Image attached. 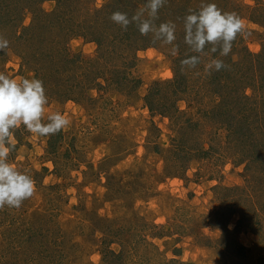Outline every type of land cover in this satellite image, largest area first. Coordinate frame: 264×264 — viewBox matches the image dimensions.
I'll list each match as a JSON object with an SVG mask.
<instances>
[{
    "label": "rangeland",
    "instance_id": "374dc122",
    "mask_svg": "<svg viewBox=\"0 0 264 264\" xmlns=\"http://www.w3.org/2000/svg\"><path fill=\"white\" fill-rule=\"evenodd\" d=\"M83 1L90 3L91 12L86 15L110 16L108 9H103L111 0ZM136 1L126 0L125 4L134 7ZM142 1L144 8L146 0ZM171 1L180 4L182 0ZM236 1L243 7L249 50L264 51V0ZM21 2L10 0L5 22L10 12L16 16ZM77 4L79 0L70 2L75 8ZM66 5L43 0L37 16L26 12L19 20L26 26L37 23L29 35L48 30L58 38L60 32L54 24L57 16L67 14ZM41 18L46 19V25ZM106 20L105 25L114 28L116 23L110 17ZM81 34L63 40L58 51L66 44L74 53L96 56L98 44ZM6 39L9 46L15 45L12 36ZM175 43V56L172 46L161 41L139 50L132 74L140 84L128 86L123 94L111 93L112 102L102 98L66 100L55 95V76L47 78L38 63L26 65L9 47L0 52V71L18 80L34 76L43 81L49 100L45 120L56 111L71 120L56 141V150L54 145L49 147L51 136L34 137L23 126L15 130L17 146L9 162L28 171L36 191L21 207L0 209V251H9L12 244H19L17 240L38 234L36 253L41 259L50 229L51 241L58 239L59 232L64 246L58 252L62 256L51 258L52 264H264V173L252 176L247 162L240 163L230 155L219 160L215 154L194 160L180 175L165 173L172 136L170 120L152 114L144 98L154 82L172 81L174 70L182 71L180 61L176 63L178 52L189 50L183 37H177ZM47 46L43 49L49 56ZM194 70L185 67L182 74ZM193 100L196 102L192 95L184 94L178 106L192 111ZM217 141L218 148L224 144ZM156 143L161 145L160 152L153 150ZM37 261L30 264L50 263Z\"/></svg>",
    "mask_w": 264,
    "mask_h": 264
},
{
    "label": "trees",
    "instance_id": "16d2710c",
    "mask_svg": "<svg viewBox=\"0 0 264 264\" xmlns=\"http://www.w3.org/2000/svg\"><path fill=\"white\" fill-rule=\"evenodd\" d=\"M42 1L23 0L19 6L21 9L15 12L16 16L10 12L6 20L9 23H6L3 16L10 9V0H0V36L5 38L12 36L15 45L12 44L9 48L18 52L26 65L31 66L30 63L36 62L39 68L47 72V78L50 75L55 76V85L58 88L55 95L59 93L66 100L96 101L102 98L106 99L105 102H112L111 93L123 94L128 86L134 88L140 84V79L135 73L132 74V69L137 66L138 51L145 46H154L160 41L153 39L152 33L141 35L135 23L129 24L126 30L118 24L113 25L114 28L105 24H108L106 19L115 11H125L131 18L143 8L142 0H137L136 5L130 8L125 4L126 0H111L103 9L104 12L108 9L107 13L110 16L107 18L99 14L95 17L86 15L91 12V8L90 3L83 0H79L76 8L70 5L71 0H58L60 7L67 4L65 8L67 14L57 16L54 24L60 32L58 38L52 37L48 30L29 35L37 23L26 26L23 20H19L26 12L37 16L40 13L37 7ZM213 2L223 11H234L242 15L243 7L236 0ZM200 4L201 0H182L180 4L167 0L159 10L155 23L174 22L176 36L183 37V18L190 10L198 9ZM168 9L173 11L172 14ZM252 20L258 22L255 18ZM40 21L46 25V19L41 18ZM76 33H83L81 35L90 37L98 44L96 56L88 57L74 53L66 44L58 51L62 41ZM46 45H49L45 48L50 51L49 56L43 49ZM178 54L179 59L177 58L176 63L193 53L187 51ZM211 58L222 59L225 67L210 74L205 72L204 65ZM39 68L36 70L39 71ZM174 71V80L154 82L144 98L152 114H159L170 120L172 136L170 148L165 156L168 162L165 173L167 170L168 174L180 175L188 170L194 160H202L215 154L219 160L230 155V158L237 159L236 161L240 163L247 162L246 169L250 170L252 176L263 174L264 51L260 53L250 51L245 36L238 35L228 56L220 57L218 53H209L206 48L205 54L201 56V63L192 73L186 71L182 74L183 70L179 72L177 69ZM107 94L109 96H106ZM184 94L192 95L196 99V102L193 100L194 105H191L192 111L182 110L178 106ZM153 125L160 130L156 123L153 122ZM63 135L64 130L51 136L49 147L54 145L56 150V143ZM217 140L222 144L224 142L219 148L215 143ZM153 150L160 152L161 145L156 143ZM225 152L228 154H222ZM56 227L65 237L63 228L58 225ZM37 235L17 240L19 244L17 242L15 246L12 244L9 251H0V264H30L37 260L50 261L49 264H52L53 256L54 259L55 255L62 256L58 253L59 248L64 249L62 241L59 240V232L56 234L58 239L51 241L49 229L46 233V237L50 238L47 239L48 246H42L40 252L44 256L38 259ZM13 240L14 238L11 239ZM109 252L120 257L119 253L112 249H109ZM262 259L264 261V256Z\"/></svg>",
    "mask_w": 264,
    "mask_h": 264
},
{
    "label": "clouds",
    "instance_id": "9594fccd",
    "mask_svg": "<svg viewBox=\"0 0 264 264\" xmlns=\"http://www.w3.org/2000/svg\"><path fill=\"white\" fill-rule=\"evenodd\" d=\"M167 0H146L145 7L129 18L126 12L115 11L110 19L127 29L135 23L141 35L152 33L153 39L171 45V54H177L174 22L156 24L159 10ZM247 24L236 12L220 9L213 0H201L198 9L190 10L183 18V42L192 55H186L180 63L183 68L194 69L201 63L205 50L226 57L231 53L237 36H245ZM9 47V41L0 36V52ZM225 67L224 61L211 58L205 65L207 73ZM49 103L44 83L37 77L15 79L5 71H0V209L5 206L19 208L31 198L36 185L26 169H20L9 162L10 153L16 150L14 132L23 126L34 137H47L60 133L71 124L70 118L60 112H51L44 119L45 106Z\"/></svg>",
    "mask_w": 264,
    "mask_h": 264
}]
</instances>
